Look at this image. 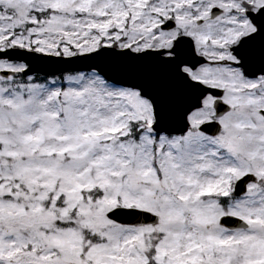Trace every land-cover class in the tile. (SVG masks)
Wrapping results in <instances>:
<instances>
[{
	"label": "snow or ice",
	"instance_id": "6c2138e0",
	"mask_svg": "<svg viewBox=\"0 0 264 264\" xmlns=\"http://www.w3.org/2000/svg\"><path fill=\"white\" fill-rule=\"evenodd\" d=\"M0 264H264V0H0Z\"/></svg>",
	"mask_w": 264,
	"mask_h": 264
}]
</instances>
